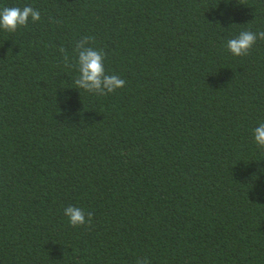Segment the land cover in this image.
<instances>
[{
  "label": "trees",
  "instance_id": "1",
  "mask_svg": "<svg viewBox=\"0 0 264 264\" xmlns=\"http://www.w3.org/2000/svg\"><path fill=\"white\" fill-rule=\"evenodd\" d=\"M25 5L0 29V264H264V41L226 46L264 0H0ZM85 36L124 87L75 88Z\"/></svg>",
  "mask_w": 264,
  "mask_h": 264
},
{
  "label": "clouds",
  "instance_id": "2",
  "mask_svg": "<svg viewBox=\"0 0 264 264\" xmlns=\"http://www.w3.org/2000/svg\"><path fill=\"white\" fill-rule=\"evenodd\" d=\"M29 18L32 22L40 20V12L32 6L25 5L22 8L17 6L0 8V29L7 32H15L18 27H26ZM93 37H81L76 43V68L78 76L74 80L76 89H83L89 93L106 95L113 93L125 86L126 81L114 74H106L104 67L105 53L103 49L91 46ZM257 39L264 41V31L252 32L244 30L233 39L227 41V49L234 56H246L249 50L256 43ZM59 51L64 53V49ZM65 63L68 57L64 56ZM253 140L258 147L264 149V122H261L252 130ZM64 215L68 218L69 224L76 226H90L92 223L91 212L85 211L76 206L69 205L64 208ZM137 264H149L147 258L137 260Z\"/></svg>",
  "mask_w": 264,
  "mask_h": 264
}]
</instances>
